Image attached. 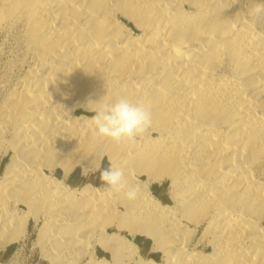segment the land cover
Segmentation results:
<instances>
[{
  "label": "bare ground",
  "instance_id": "1",
  "mask_svg": "<svg viewBox=\"0 0 264 264\" xmlns=\"http://www.w3.org/2000/svg\"><path fill=\"white\" fill-rule=\"evenodd\" d=\"M257 2L0 0V253L32 221L44 264H264ZM120 95L152 113L134 143L94 134L91 102ZM104 158L136 199L71 186ZM165 182L170 203L153 190Z\"/></svg>",
  "mask_w": 264,
  "mask_h": 264
},
{
  "label": "clouds",
  "instance_id": "2",
  "mask_svg": "<svg viewBox=\"0 0 264 264\" xmlns=\"http://www.w3.org/2000/svg\"><path fill=\"white\" fill-rule=\"evenodd\" d=\"M250 15H264V0H258L250 10ZM99 104L93 109L95 115L90 117L94 125V134L114 143H134L152 123V113L149 105L142 98L132 99L127 95H120L109 102H91ZM100 171V179L112 192L125 190L128 200H134L138 194V187H127L124 182V170L109 164Z\"/></svg>",
  "mask_w": 264,
  "mask_h": 264
},
{
  "label": "rangeland",
  "instance_id": "3",
  "mask_svg": "<svg viewBox=\"0 0 264 264\" xmlns=\"http://www.w3.org/2000/svg\"><path fill=\"white\" fill-rule=\"evenodd\" d=\"M5 43L4 45H1V47L2 46L3 47L5 46V47L4 48L2 47L0 51V84L6 81V79L9 77L6 74L7 73L6 69H7V65H8L7 63L10 57V53H9L10 45L8 42H5ZM10 44L12 45V43ZM5 162L6 160L2 162V164H0L1 171L3 169V166H4L3 164H5ZM107 167H109V163L107 162L106 158H104L99 169H103ZM90 171H88V173L83 175L81 168L76 167V169L70 174L69 176L70 178H68V181L71 184V186H80L85 183H91L94 186L107 188L103 184V181L100 179V171L96 169H91ZM57 175L58 176L61 175L60 169L57 170ZM153 190L155 194L157 195V197H159L164 203L171 202L169 198V193H168V182H165L163 185H160V186H156V184H154ZM33 225H34L33 222L30 221V225L28 229L29 236L27 237L26 240L19 241L15 244L10 245L7 247L5 251L0 253V261L7 262L10 259H12L14 260L13 264H44L43 261L40 260L41 259L40 253H38L39 249L35 247L33 243L35 239V233H36V228ZM135 242L140 247V249L143 251V254L145 255V257L149 256V258L150 257L154 258L156 261L161 260L160 253L151 252V241L150 240L138 236ZM34 247H35V250H34ZM101 253L103 255H106L107 257L109 256L108 254L103 253L102 251Z\"/></svg>",
  "mask_w": 264,
  "mask_h": 264
}]
</instances>
